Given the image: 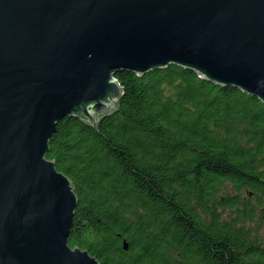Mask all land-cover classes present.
Returning <instances> with one entry per match:
<instances>
[{
	"label": "water",
	"instance_id": "1",
	"mask_svg": "<svg viewBox=\"0 0 264 264\" xmlns=\"http://www.w3.org/2000/svg\"><path fill=\"white\" fill-rule=\"evenodd\" d=\"M170 64L264 102V0H0V264H100L68 243L78 196L50 142L117 109L118 72Z\"/></svg>",
	"mask_w": 264,
	"mask_h": 264
},
{
	"label": "trees",
	"instance_id": "2",
	"mask_svg": "<svg viewBox=\"0 0 264 264\" xmlns=\"http://www.w3.org/2000/svg\"><path fill=\"white\" fill-rule=\"evenodd\" d=\"M116 77L113 113L65 117L50 142L78 196L69 245L100 264H264V102L175 64Z\"/></svg>",
	"mask_w": 264,
	"mask_h": 264
},
{
	"label": "rangeland",
	"instance_id": "3",
	"mask_svg": "<svg viewBox=\"0 0 264 264\" xmlns=\"http://www.w3.org/2000/svg\"><path fill=\"white\" fill-rule=\"evenodd\" d=\"M254 202H256V199L255 200H253ZM259 215V214H258ZM256 223H260V219H259V217H256ZM258 224H256V225H258ZM261 227H264V226H262V224H261Z\"/></svg>",
	"mask_w": 264,
	"mask_h": 264
}]
</instances>
